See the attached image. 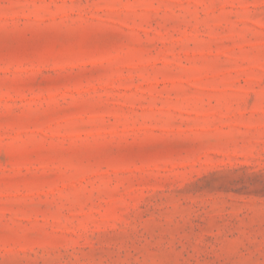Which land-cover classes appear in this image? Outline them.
Instances as JSON below:
<instances>
[{"label":"rangeland","instance_id":"1","mask_svg":"<svg viewBox=\"0 0 264 264\" xmlns=\"http://www.w3.org/2000/svg\"><path fill=\"white\" fill-rule=\"evenodd\" d=\"M0 264H264V0H0Z\"/></svg>","mask_w":264,"mask_h":264}]
</instances>
